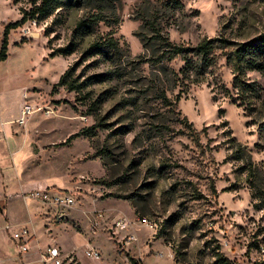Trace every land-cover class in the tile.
<instances>
[{"label": "rangeland", "instance_id": "rangeland-1", "mask_svg": "<svg viewBox=\"0 0 264 264\" xmlns=\"http://www.w3.org/2000/svg\"><path fill=\"white\" fill-rule=\"evenodd\" d=\"M178 2L70 0L10 30L0 61V226L15 227H0V264L23 262L13 232L26 227L33 250L62 238L85 264H264V69L245 71L253 91L242 93L226 57L264 39V0ZM40 3L0 0V49L5 28ZM153 14L175 43L227 39L214 75L183 91L152 64L142 37ZM69 69L74 90L57 86ZM25 105L35 111L22 125ZM40 185L75 204L29 195ZM118 218L128 228L116 229Z\"/></svg>", "mask_w": 264, "mask_h": 264}, {"label": "trees", "instance_id": "trees-1", "mask_svg": "<svg viewBox=\"0 0 264 264\" xmlns=\"http://www.w3.org/2000/svg\"><path fill=\"white\" fill-rule=\"evenodd\" d=\"M70 0H41L39 5H35L31 10L23 11L22 18L14 23L9 24L4 31L2 44L0 49V61L8 58L9 51V33L12 28L24 25L29 18L39 19L51 15L57 8L62 7ZM77 1H97V0H77ZM171 3H179V0H169ZM145 26L148 33L143 34L144 46L151 52L149 61L158 65L160 71L164 73L172 72L177 75V79L181 85L185 87L183 91L191 88L195 84L203 82L207 76L214 75L217 67V50H224L229 47V41L225 38H204L196 46H188L178 44L171 40L170 36L161 28L157 14H153L150 18H146ZM81 27L84 22H81ZM111 45L113 43L111 42ZM116 47V46H114ZM227 53V52H226ZM57 53L53 51L51 57H55ZM228 64L234 72L233 86L242 93H250L253 91L251 84L244 80L245 71L247 69H264V39H256L245 43L243 47L235 48L226 54ZM181 59L184 65L179 71L170 65V62ZM71 69L67 70L60 78L57 86H65L67 89L74 90L77 85L71 77ZM223 87L229 93V89ZM215 88V87H214ZM163 99H168L164 93L160 95ZM179 99V98H178ZM79 134L74 135V137ZM223 264H231L227 258H220Z\"/></svg>", "mask_w": 264, "mask_h": 264}, {"label": "built area", "instance_id": "built-area-1", "mask_svg": "<svg viewBox=\"0 0 264 264\" xmlns=\"http://www.w3.org/2000/svg\"><path fill=\"white\" fill-rule=\"evenodd\" d=\"M34 111L35 109L31 105H25L22 109V115L17 119V122L24 125L27 122L28 116L31 115ZM50 112L51 111H48V113ZM49 190V187L43 189L34 188V190H32L29 195L41 199L43 202H49L63 208H70L75 204V198L71 194H50ZM64 216L65 212L60 211L56 218L57 220H59ZM103 216L104 215L101 211L96 212L91 226L94 230L95 228H99ZM148 225L153 228L152 224ZM0 227L6 230H11L15 227V224L9 221H5V223ZM114 227H116V229L123 230L128 228V223H126L123 218H118L114 222ZM32 237L33 233L28 227L13 232V239L17 243L19 254L22 257H25L31 253L32 248L29 243ZM134 239H136L135 236H130L129 241H133ZM34 254L36 255L35 260L40 262V264H84L77 254L73 252H65L57 244H51L45 249L38 248L34 252ZM85 255L96 260L101 258V252L94 247H87L85 249Z\"/></svg>", "mask_w": 264, "mask_h": 264}, {"label": "crops", "instance_id": "crops-1", "mask_svg": "<svg viewBox=\"0 0 264 264\" xmlns=\"http://www.w3.org/2000/svg\"><path fill=\"white\" fill-rule=\"evenodd\" d=\"M46 187H50V186L40 185V186H37L36 188H42L43 189V188H46ZM54 240L57 242L56 244L58 246H60L63 251H65V252H73V253L77 254L78 257L80 258V260L82 261V257L80 256V253H76V251H75L76 249L75 248L67 249V246L64 244V240L62 238H56V239L54 238ZM33 249L31 250V253L29 255L23 257V259H22L23 262H19V263H15V264H40V262H38V261L35 260L36 259V255L34 254V252L36 251V249L35 250H33ZM32 255L35 258L34 259H31V260H28V257H31Z\"/></svg>", "mask_w": 264, "mask_h": 264}, {"label": "bare ground", "instance_id": "bare-ground-1", "mask_svg": "<svg viewBox=\"0 0 264 264\" xmlns=\"http://www.w3.org/2000/svg\"><path fill=\"white\" fill-rule=\"evenodd\" d=\"M14 121H16V120H13V121H11V122H8V123H12V122H14Z\"/></svg>", "mask_w": 264, "mask_h": 264}]
</instances>
